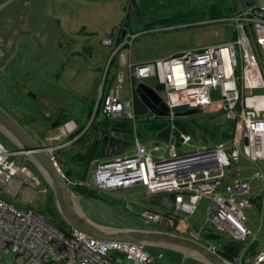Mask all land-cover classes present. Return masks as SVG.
<instances>
[{
    "label": "built area",
    "instance_id": "2783aa9c",
    "mask_svg": "<svg viewBox=\"0 0 264 264\" xmlns=\"http://www.w3.org/2000/svg\"><path fill=\"white\" fill-rule=\"evenodd\" d=\"M232 19L236 27L233 40L148 62L132 60L131 47L141 33L123 26L103 39L105 45L115 46V51L91 118L95 119L99 113L100 118L135 121V92L139 84L145 83L144 79L154 76L168 92L164 102L171 119L169 142L150 147L134 138L132 152H127L126 147L121 154L94 158L91 165H95V170L88 176L90 165L86 178L79 181L62 170L57 151L71 146L90 123L80 126L75 119L67 120L63 124L66 128L64 139L45 147L70 187L79 184L99 192L133 188L139 184L151 194H172V209H144L142 217L147 222L179 229L183 221L184 226L193 231L188 219H182L181 214H194L200 201L207 199V224L226 234L229 241L242 245L231 262L264 264V250H253L258 237L247 225L246 214V209L255 205L253 198L264 192V186L259 192L253 191L248 178L226 170L237 166L244 157L256 164L252 178L264 180V170L257 165L264 160V93L254 92L264 89V5L245 6ZM179 26L182 25L166 27ZM112 67L114 72L109 78ZM127 76L131 79V87L123 97ZM216 90L219 96L214 99ZM215 104L228 120L235 122L232 137L224 144L210 141L192 145V135L176 125L179 114L175 110L183 107L208 111ZM80 129L77 137H71ZM180 142L190 144L193 149L179 152ZM17 180L24 187L43 185L45 192L49 190L28 158L0 140V264H145L163 258V252L151 251L147 245L99 240L74 226L53 222L27 204L17 206L10 198L17 197L19 192L9 190ZM193 232L197 238L204 236V233ZM205 242L214 252L222 249V242L208 238ZM11 253L13 257L7 258Z\"/></svg>",
    "mask_w": 264,
    "mask_h": 264
},
{
    "label": "rangeland",
    "instance_id": "374dc122",
    "mask_svg": "<svg viewBox=\"0 0 264 264\" xmlns=\"http://www.w3.org/2000/svg\"><path fill=\"white\" fill-rule=\"evenodd\" d=\"M131 1L132 0L40 1L41 4L36 8L34 17L41 20L45 26V31L52 29L53 26H58V28L62 29L64 32L67 31L65 32L67 33L66 37L63 39L69 43V45L64 48L54 47L49 52H37L31 56L34 62H39L45 58H49L52 61V66L45 69V67L49 66L50 60H43L40 69L37 70L36 73L42 80V92L56 101L55 107L53 106V118L55 114L63 113L67 117L66 121L75 119L81 122V126L87 125L88 123L91 124L94 121V119L91 118V110H93L100 99V90L104 78L106 77L105 73L107 72L109 60L115 51V46L105 45L103 39L111 35L113 31L117 33L118 28L126 19ZM135 1L141 14L139 16H133L128 27L137 34L141 33L135 39L131 47L132 60L134 62L154 61L156 59L169 57L181 51L189 50L192 47L213 44L219 45L234 39L236 27L232 17L239 13L240 0ZM169 18H173L176 22H165V19ZM167 23L172 26H182L167 29ZM53 44L56 45L55 42H53ZM27 61L28 64L26 67L29 68L31 61L30 59ZM30 69L32 70V68ZM44 69V75L48 80L83 99L85 103L49 82L43 76ZM113 72L114 67L111 68L109 78L113 75ZM144 82L157 88L162 99H167L168 92L164 88H159L160 84L156 77L146 78ZM130 87L131 79L127 76L123 86V97L128 95ZM218 88L219 87H216L215 89ZM218 92L219 90L215 91L213 98H218ZM254 92L262 94L264 93V89H256ZM10 97L13 99H9V101H13L11 108H18L20 112L18 114L21 120L26 123L27 130L32 133L39 143L43 144L47 141V143L51 144L53 142H60L64 139L65 126L61 124L58 128H48L51 122L43 118L46 112H44V108L42 109L43 105L39 101L32 97H25L24 99L19 98L20 96ZM15 98L17 100H15ZM219 108L220 107L215 104L210 106L208 111L200 109V111L195 114L177 115L176 120L181 121L184 125L189 127V133L192 135V145H201L210 141L213 144L225 143V141L217 142L211 137L205 138L203 134L206 127L213 128L220 125L222 130V127H225V125L229 123V120H227ZM79 109V114L72 115V113H78ZM190 109L191 108H181L176 109L175 112L177 114ZM157 116L156 118L152 115L149 117L151 119H159L160 121L164 120L167 122V127L170 129V117L168 115ZM140 117L142 119L146 117V115H141ZM99 119L103 118L99 117ZM131 123L134 128L133 138H139L150 147L154 144L170 141V136L167 135L168 132L166 136L162 138L159 137L156 132L153 134L148 131L149 133L147 135L142 134L143 138L139 133L140 121L136 119ZM142 127L144 126H141L140 131H144ZM176 137L178 139L177 132ZM85 138L86 140L88 139V134H86ZM0 140L8 147L14 148L1 132ZM133 141H131V145L126 148L127 152L133 151ZM69 147L70 146L66 148ZM192 149L193 147H191L190 144L184 145L181 142L178 144L179 152L184 153ZM72 151H76V148L57 151L62 170L67 172L68 169L73 168L74 171L80 169L82 171L87 170L88 172L89 168L85 167V160L79 159V161H77L71 158L73 154ZM28 160L32 162L31 159L28 158ZM255 167L256 164L241 157L237 166L232 165L226 170H232L236 176L248 178L251 182L253 191H258L260 188L262 190L264 180L252 178L253 168ZM238 168L242 169L238 170ZM92 170H95L94 164L91 165L88 176H91ZM70 174L72 178L76 175L72 172ZM23 185L22 182L17 180L9 188L12 193L19 192L17 197L10 198L12 203L19 207L27 204L45 218L58 224H66L69 226L60 213L52 190L45 192L43 185H39L37 188L28 185L24 187ZM79 202L82 209L85 210L89 217H100L101 221L106 225L116 227L115 223L117 225L118 223H122L123 225L130 224L132 227H138L140 225L139 228L168 232L173 231L168 227L161 226L164 223L158 225L153 222H147L145 221L146 218L144 217V219L142 217L145 208L156 207L172 209L173 207V201L169 199V196L166 194H151L143 185L137 184L133 188L120 189L117 191L98 192L92 189L89 190L84 197H80ZM208 206V200L203 199L198 204L194 214L182 213L181 217L182 219H188L193 229L199 230L204 224L207 225ZM246 214L248 216L247 225L256 233L257 237L259 236V242L262 240V243L257 247L261 249L264 241V202L260 205L259 203L255 204L252 208H247ZM207 226L211 227L210 224ZM179 228L180 230H184L185 233H194L193 231H189L187 225L186 227L184 226V222H181ZM175 232H177L176 229L173 233ZM224 238L225 239L222 241L229 240L228 237L224 236ZM149 249L151 251H163L164 257L157 260L156 263L148 262L145 264H207L195 257L185 256L184 253L173 248L149 246ZM13 255L14 253L8 254L7 258H12ZM50 264L67 263L53 262ZM128 264L134 263L128 262Z\"/></svg>",
    "mask_w": 264,
    "mask_h": 264
},
{
    "label": "water",
    "instance_id": "95a60500",
    "mask_svg": "<svg viewBox=\"0 0 264 264\" xmlns=\"http://www.w3.org/2000/svg\"><path fill=\"white\" fill-rule=\"evenodd\" d=\"M247 7L254 6L257 0H244ZM4 5L0 6V9ZM141 14L136 1L132 0L128 8V14L125 19L124 26L127 27L131 23L132 16H139ZM36 54V53H35ZM34 55V54H33ZM31 57V56H29ZM50 60L45 58L43 60ZM39 61L40 63L43 61ZM32 63L34 62L30 58ZM52 66V61L46 68ZM43 70V76L44 75ZM47 79V78H46ZM48 80V79H47ZM51 82L50 80H48ZM55 86L65 90L57 84L51 82ZM71 95L79 98L71 92L65 90ZM137 93L141 100L148 106H155L161 115H167L169 108L164 102H162L158 92L145 83L139 84ZM84 103L85 101L81 98ZM83 103V104H84ZM83 106V105H82ZM81 106V107H82ZM80 107V109H81ZM72 113L77 115L80 113ZM198 108L190 109L182 113L181 115H190L198 113ZM0 132L9 141V143L17 150L21 155L31 159L33 166L39 171L46 183L50 186L57 201L60 213L70 226H74L93 238L99 240H119V241H131L147 246H159L176 249L185 254V256H192L199 260L206 262L207 264H234L230 260L224 258L217 252L211 250L208 246L202 242L179 235L177 233L146 229L139 227H115L106 224H101L87 215L85 210L80 205L79 196L66 182L65 178L56 168L53 163L51 155L46 150L45 145L39 143L34 136L28 132L11 114L4 110L0 106ZM131 145V141L127 137L120 133L107 134L103 137L101 156L106 157L110 155L121 154L126 147ZM263 199V194H259L253 198L255 203L260 202ZM184 256V258H185ZM184 261V259H183ZM183 264V263H182Z\"/></svg>",
    "mask_w": 264,
    "mask_h": 264
},
{
    "label": "flooded vegetation",
    "instance_id": "af4514ba",
    "mask_svg": "<svg viewBox=\"0 0 264 264\" xmlns=\"http://www.w3.org/2000/svg\"><path fill=\"white\" fill-rule=\"evenodd\" d=\"M40 1L41 0H0V6L4 5L3 8L0 9V106L11 114L26 130V123L21 120L18 114L20 113L18 108H11L13 101H9V99H13H11L10 96H20L19 98L22 99L25 97H32L39 101L44 106H42V109L44 108V112H46L43 118L51 122L48 128H58L59 125L64 124L67 119L66 115L63 113H57L54 118L52 117L54 114L53 106L55 107L56 101L42 92V80L36 73V71L40 69L41 63L34 64L30 62V67H26L28 64L27 60L31 58L29 56L37 52H49L54 47L64 48L69 45V43L63 39L66 37L67 33L65 32L67 31L64 32L62 29H59L58 26H53L52 29L45 31V26L41 20L34 17L36 8L41 4ZM128 27L129 26H127V28ZM53 42H55L56 45H54ZM30 68H32V70ZM15 100L17 99L15 98ZM161 100L164 102V99L161 98ZM149 108L154 111H159L155 106ZM114 133L123 134L120 127L117 126L113 127L112 132H110V134ZM259 194H263V199L258 202L260 205L264 202V192H259ZM92 218L101 224H105L101 221L100 217ZM115 225L117 227H132L130 224L123 225L122 223H118V225L115 223ZM172 232H174V230ZM176 233L199 241L207 239L206 231L203 237L200 236L198 238L194 234L185 233L184 230H179ZM216 233H219L218 235H221L222 238H224V236L227 237L226 234L218 232V230H216Z\"/></svg>",
    "mask_w": 264,
    "mask_h": 264
},
{
    "label": "trees",
    "instance_id": "16d2710c",
    "mask_svg": "<svg viewBox=\"0 0 264 264\" xmlns=\"http://www.w3.org/2000/svg\"><path fill=\"white\" fill-rule=\"evenodd\" d=\"M165 20H166L165 22H169V23L176 22L173 20V18H169V19H165ZM166 25L169 26L171 24L167 23ZM123 26H124V23L121 24V26L118 28V30L120 28H122ZM112 33H114V31ZM181 52H179V53H181ZM179 53H177V54H179ZM160 87L162 88L161 85H159V88ZM181 108H183V107H179L178 109H181ZM135 109H136V113H137V121L138 120L140 121L139 133H140L141 137H143L142 134L147 135L149 132H152L153 134H154V132H156L158 134V136L162 137V138L166 136L167 132H168L167 135L170 134V129H169V127H167V122H165L164 120L160 121L159 119H151L149 117L152 115L153 117L156 118V117H158L157 115H160V116H165V115H161L159 113V111L151 110L141 100L137 91L135 92ZM152 113H154V114H152ZM91 115H92V110H91ZM141 115H146V117L141 119V117H140ZM131 122H133V121L128 120V119H120V120L113 119L112 120L109 117H104L103 119H99V113H97L94 121L90 124L89 128L74 141L75 145H73V146H74V148H76V151H72L73 154H72L71 158H73V160H77V161H79V159L85 160V164H86L85 167L89 168L92 160L101 155V147H102L103 137L107 134H110V132H112V130H113V127H115V126L120 127L121 132L128 138V140L131 139L130 141H133V139H134L133 138L134 137L133 136L134 128H133ZM175 122H176L177 126H179L180 130L189 133V127L184 125L179 120H175ZM142 125L144 126V127H142V129H144V131H140V128ZM234 125H235V122L229 120V123H227V125H225V127H222V130L220 128L221 127L220 125L215 126L213 128H207L206 127L205 130L203 131L204 137L205 138L211 137L213 140H215L217 142L218 141H227L233 135ZM82 130H83V128H82ZM80 132H81V129L78 131V133L72 134L71 137H73V138L77 137ZM86 134H88L87 140L85 138ZM78 146H79V148H78ZM75 163H76V161H75ZM35 170L39 174V171L37 169H35ZM71 171H73V168L71 169ZM77 171L79 172V174H78L79 177H78L77 181H79L80 179L86 178L87 170L82 171L80 169H77ZM67 173H69V172L67 171ZM41 178H42L43 182L46 184V181L44 180V178L43 177H41ZM71 188L77 194L83 195V196H85L89 190H92L86 186L79 185V184L74 185ZM158 195H164V194H158ZM166 195L169 196V199L173 200L172 194L167 193ZM165 209H167V208H165ZM169 209L170 208H168L167 210H169ZM207 225L204 224V226L201 227L199 230L193 229L192 226H191V228L193 231H196V232L200 233L201 235H202V233L207 231V232H209L208 236L211 235V237L216 239L217 242H222V240H221L222 236L218 235L219 233L213 232L212 229L210 227H208ZM138 227H140V225ZM171 229L174 231L176 229V231L178 232L177 227L171 228ZM202 237H203V235H202ZM200 242H202L205 245L207 244L205 242V240H200ZM241 249H242V245L240 243L230 242L229 240H225L224 242H222V249L219 251V254L222 255L224 258L231 261V259L233 258V255L240 252ZM157 251L163 252L161 250L160 251L157 250Z\"/></svg>",
    "mask_w": 264,
    "mask_h": 264
},
{
    "label": "crops",
    "instance_id": "0c3cea01",
    "mask_svg": "<svg viewBox=\"0 0 264 264\" xmlns=\"http://www.w3.org/2000/svg\"><path fill=\"white\" fill-rule=\"evenodd\" d=\"M257 4L258 5H264V0H257ZM246 5H245V3H244V0H240V8H239V11L241 10V9H243L244 7H245ZM199 47H202V46H199ZM193 48H198V47H192L191 49H193ZM183 52V51H182ZM179 53V52H178ZM174 55V54H173ZM172 56V55H171ZM70 120V119H69ZM77 121V120H76ZM79 122V121H78ZM81 122H79V124H80ZM80 126H81V124H80ZM46 143H44V145H47V144H49V143H47V141H45ZM53 143H56V142H53ZM52 144V143H51ZM74 144V143H73ZM73 144L69 147V148H67L68 150H71L72 148H74V146H73ZM259 167H261L263 170H264V160L263 161H260L258 164H257ZM68 172H69V176H71V172L72 173H75L76 175L74 176V178H78L79 176H78V174H79V172L76 170V171H71V169H68L67 170ZM71 178H72V176H71ZM261 189V188H260ZM259 189V190H260ZM258 190V191H259ZM49 191H51V188L48 190V192ZM257 191V192H258ZM29 192V191H28ZM81 197H84L83 195H81ZM181 222H183V221H180V223L179 224H181ZM210 228L212 229V231L213 232H216V228L213 226V225H211L210 224ZM180 227V226H179ZM179 230H180V228H179ZM253 231V230H252ZM207 232V231H206ZM254 232V231H253ZM208 234H209V232H207L206 233V237L210 240V241H215L216 242V239H214V238H212L211 237V235H209L208 236ZM228 237V236H227ZM224 238H221V240H223ZM222 242H224V241H222ZM230 242H233V241H230ZM262 243V240H260V242H259V236H258V242H256L254 245H253V250L255 251V252H260V251H262V250H264V241H263V246H262V248L261 249H258L257 247L260 245Z\"/></svg>",
    "mask_w": 264,
    "mask_h": 264
},
{
    "label": "clouds",
    "instance_id": "9594fccd",
    "mask_svg": "<svg viewBox=\"0 0 264 264\" xmlns=\"http://www.w3.org/2000/svg\"><path fill=\"white\" fill-rule=\"evenodd\" d=\"M257 4V3H256ZM258 5V4H257ZM125 27V26H124ZM35 168V167H34ZM36 169V168H35ZM47 184V183H46ZM48 185V184H47ZM49 186V185H48ZM49 188H50V186H49Z\"/></svg>",
    "mask_w": 264,
    "mask_h": 264
}]
</instances>
